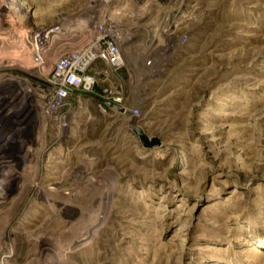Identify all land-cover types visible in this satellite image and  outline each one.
<instances>
[{"label":"rangeland","instance_id":"rangeland-1","mask_svg":"<svg viewBox=\"0 0 264 264\" xmlns=\"http://www.w3.org/2000/svg\"><path fill=\"white\" fill-rule=\"evenodd\" d=\"M165 1L18 0L0 15L1 131L20 138L0 181L22 165L0 264H264V0ZM107 20L125 66L97 90L123 92L143 137L90 97L67 128L40 112L32 84L58 51L38 67L30 33L60 26L53 46L74 49Z\"/></svg>","mask_w":264,"mask_h":264},{"label":"built area","instance_id":"built-area-1","mask_svg":"<svg viewBox=\"0 0 264 264\" xmlns=\"http://www.w3.org/2000/svg\"><path fill=\"white\" fill-rule=\"evenodd\" d=\"M92 24L94 37L74 49L55 48L54 34L60 32L50 37L49 32L53 28L35 31L29 36L33 61L38 67H43L47 57L58 51L43 85L33 83L32 86L38 92L41 115L59 127L67 128L74 119L76 106L83 105L84 99L89 97L97 101L102 114L129 117H138L139 114L138 109L125 106L122 91L111 85L97 90L100 81L109 83L112 74L125 66V59L119 32L113 22L107 20ZM5 124L8 127V121Z\"/></svg>","mask_w":264,"mask_h":264},{"label":"bare ground","instance_id":"bare-ground-1","mask_svg":"<svg viewBox=\"0 0 264 264\" xmlns=\"http://www.w3.org/2000/svg\"><path fill=\"white\" fill-rule=\"evenodd\" d=\"M17 1L18 0H12L11 2H9L10 4L8 3L9 4L8 6H6L5 4H4L5 6L0 4V15L2 13L4 14V13L11 12V10L15 11L18 14L17 10L13 7V4L14 3L16 4ZM163 2H167V1H165V0H152L150 7H152L154 5L156 7L160 6L161 4H163ZM14 6H16V5H14ZM94 6H96V5H94ZM160 8H162V7L160 6ZM122 11H123V8L117 10L116 12H114V14L117 15V16L118 15H122L123 14ZM125 14L126 13H124V15ZM89 25L90 24L88 23V21H86L85 19H82V20H80L78 22V24L76 26L71 28V31L72 32H81L83 30H86ZM59 30H60V26L58 28L51 29L50 32H49L50 33V37L54 36L53 34L57 33V31H59ZM11 105L12 104H9V106H10L9 109L7 107L5 110L2 111V113H0V163H4V164L9 162L8 159H9L10 156H12L14 158V156L17 155V152H18V148H17L18 146L17 145H19V142H20V138L16 134L10 135V134H7L5 132L2 133V131H1V125H3L5 121H9V119H8L9 115L8 114H7L8 116H5V115H6L7 111L8 110L10 111V108L13 107ZM4 118H7V119L4 121ZM13 163H14V165L13 166L10 165L11 168L9 169V171H7L5 173V175L3 176V180L0 181V207L3 206L4 203H5L3 201V199L5 197L6 190L11 188L14 185V181L16 180V178H18L21 175L20 172H19L20 168L22 167L21 160H19L17 162L13 161ZM0 166H1V164H0ZM61 205H62V209L61 210H63L64 215L69 216V214H71L70 213V206H68L66 204H63V203ZM68 212H69V214H68Z\"/></svg>","mask_w":264,"mask_h":264},{"label":"water","instance_id":"water-1","mask_svg":"<svg viewBox=\"0 0 264 264\" xmlns=\"http://www.w3.org/2000/svg\"><path fill=\"white\" fill-rule=\"evenodd\" d=\"M136 122H137V118H136L135 116L130 117V123H131V126H133V128L135 129V132H136L137 134H139L140 136L143 137V134H142L141 129L136 127ZM147 146H148V145H147ZM149 146H150V145H149Z\"/></svg>","mask_w":264,"mask_h":264}]
</instances>
